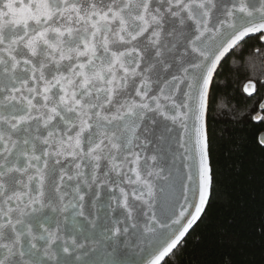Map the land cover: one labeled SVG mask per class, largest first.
I'll use <instances>...</instances> for the list:
<instances>
[{
    "label": "snow or ice",
    "instance_id": "snow-or-ice-1",
    "mask_svg": "<svg viewBox=\"0 0 264 264\" xmlns=\"http://www.w3.org/2000/svg\"><path fill=\"white\" fill-rule=\"evenodd\" d=\"M229 58L253 78L221 108L251 133L258 165L234 137L213 163ZM256 60L264 0H0V264H241L248 244L264 255ZM257 168L255 190L243 180Z\"/></svg>",
    "mask_w": 264,
    "mask_h": 264
},
{
    "label": "trees",
    "instance_id": "trees-1",
    "mask_svg": "<svg viewBox=\"0 0 264 264\" xmlns=\"http://www.w3.org/2000/svg\"><path fill=\"white\" fill-rule=\"evenodd\" d=\"M255 43L256 41L254 40L248 41V45ZM255 63L257 76L264 79V65H262L259 60H256ZM231 67V58H229V61L226 62L225 68L223 69V76L217 78L222 85L224 81H227L228 86L226 88L223 86L221 87L215 97V102L213 103L209 114V132L214 144L213 163L215 164L216 161L223 159V150L228 146L229 138L234 137L237 143L241 144L245 150H250V158L251 156H255L258 165L259 154L255 153L254 149H252L251 133L247 128L238 125L226 109L221 108V104L225 102L232 104L241 102L242 104L243 96L246 95L242 93L243 85L249 79L253 78L250 74L245 75L243 72L237 74L234 68L229 70ZM259 181L260 172L258 168L254 172L246 173L243 180L245 184L250 185L255 190H258ZM226 185L228 187L231 186L230 178L226 180ZM216 203V211L223 214L228 206L227 201L221 197ZM227 250L231 251V248L229 247ZM196 251L197 254L201 255L203 258L205 255L204 251ZM192 252L193 249H189L188 253L184 256V259L188 260ZM212 254H215V250H213ZM233 254L241 264H264V255H262L258 244H248L243 253L236 250Z\"/></svg>",
    "mask_w": 264,
    "mask_h": 264
}]
</instances>
